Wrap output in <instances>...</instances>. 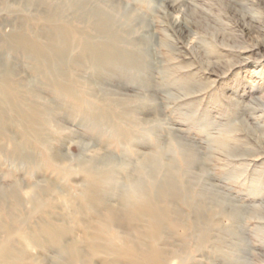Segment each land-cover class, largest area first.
<instances>
[{
	"label": "rangeland",
	"instance_id": "rangeland-1",
	"mask_svg": "<svg viewBox=\"0 0 264 264\" xmlns=\"http://www.w3.org/2000/svg\"><path fill=\"white\" fill-rule=\"evenodd\" d=\"M49 1L0 0V82L8 77L26 101L61 108L45 118L49 140L40 142L0 100L8 113L0 135V202L13 190L23 201L20 220L11 224L14 247L33 264L62 263L74 243L86 264H137L120 253L127 240L163 250L161 264H264V51H249L264 38V11L239 0L238 8L252 9L259 22L246 34L224 0ZM60 9L62 20L92 36L89 19L95 10H105L122 34L119 46L143 64L140 70L74 68L77 83L92 96L81 109H72L46 84L35 60L13 39L23 32L29 38L53 32L46 19ZM177 19L184 24H176ZM35 90L38 98L30 94ZM136 97L143 99L129 104L136 123L126 125L134 135L127 141L111 124L88 117L90 103ZM257 97L262 102L254 101ZM160 146L164 161L175 162L177 177L191 194L205 193L204 217L211 222L195 221L192 209L181 203L186 230L169 228L155 240L143 221L129 229L124 221L108 229L105 206L121 208L140 158ZM187 148L195 151L196 162L183 175ZM97 153L110 158L107 170L115 183L89 192L86 162ZM99 197L105 206L93 205ZM3 218L6 213L0 212ZM45 223L64 231L63 240L50 242L48 250L26 241ZM5 234L1 230L0 237Z\"/></svg>",
	"mask_w": 264,
	"mask_h": 264
},
{
	"label": "bare ground",
	"instance_id": "bare-ground-1",
	"mask_svg": "<svg viewBox=\"0 0 264 264\" xmlns=\"http://www.w3.org/2000/svg\"><path fill=\"white\" fill-rule=\"evenodd\" d=\"M80 1L85 2V0ZM239 2V0H224V4L226 5H224V7H228V9L232 11L234 18L242 23V32L250 34L255 29L256 24L259 23L257 16L252 9H239L238 7L242 5ZM243 2L245 5H254L264 11V0H243ZM86 6L85 4V7ZM168 7L173 8L174 6L170 2ZM104 11L102 12L101 9L95 10L92 13V18L89 19V26H91V30L95 33L93 35L96 36L90 35L91 32L88 35L86 33L87 30L86 32H80L81 30H76L72 26V23L62 20L63 10L60 9L50 13L46 19L47 22L54 27L53 32H49L51 29L49 31L47 30L48 32L45 30L38 34L40 37L37 35V37L35 36L34 38L27 37V34H23L24 32H18L19 34L13 38L16 45L18 44L22 50H25L26 53L30 55V58L32 57L35 60L36 73L43 76L46 84L50 86L54 92L66 99V102L69 103L72 109H81L82 105L87 103L85 98L92 97L84 85L77 83L74 75L75 70L73 71L74 68L94 65L99 67V69L108 70H116L123 67L126 69L139 68L140 70L143 65H141L139 57L135 56L133 53H129V51L123 50L119 46L120 41H122L120 40L122 34H119V31L117 32L115 30L112 17L107 15V12L105 11V13ZM80 12L81 11H79V14H81ZM80 16H82V14ZM72 18L74 17L72 16ZM182 21L181 19H177L176 24H181L183 23ZM80 22L81 20L79 23ZM262 30L264 32V29ZM96 37H98V39H96ZM251 48L252 49L249 51L257 53L264 51V38H258L257 42L254 43ZM261 56L264 57V54ZM79 78L82 77L79 76ZM21 93L22 89L20 92L16 84L11 83L8 77H5L0 82V100H2V104H8L10 110L20 118L19 121L24 126L25 132L33 137V141L43 142L49 140L46 131V124L48 122L45 118L47 115H56L60 112L61 108L48 104L43 105L36 99H30V97L29 99L33 101L28 102L23 98L24 96H21ZM30 94H32L33 98H38L39 96V92L36 90L32 91ZM25 96H27V93ZM143 97H136L137 99L106 98L97 101L96 104L90 103L88 105L91 110L89 111L88 117L94 119L95 122L111 124L117 131L119 129V135L123 138V141H127L130 137H134V135L133 132L129 131L126 125L128 124L129 126V122L136 123L129 113V104L131 101L136 102L143 99ZM262 100V97L254 98V101L262 102ZM4 107L6 106L0 105V135H4V124L7 123L6 120L8 117V113ZM25 140L26 142L24 144L26 146H30L33 143L29 138ZM194 148L196 147L194 146ZM165 154V151L160 146L156 151L140 158V164L138 167L136 166L137 174L129 180L130 191L129 194L123 198L120 209L110 205L105 206L103 202L104 199L101 197L92 200L94 206L102 204L106 207L109 214V223L106 225L108 229L111 230L113 225L119 224L122 221L126 223L127 229H129V224L135 225L143 221L150 226L151 237L155 240L161 237L163 238V235L166 234L169 228L182 227L183 230H186L187 226L182 223L183 214L179 208L181 207V203L192 209L195 221H202L205 226H208L211 220L204 217V212L207 210L205 193L199 192L193 196L188 184L186 185L184 183V185L181 183L182 181L178 179V171L174 165L175 162L164 161ZM185 154L186 167H183V175L184 173L187 174L190 172L193 163L196 162V153L193 149L187 148ZM97 155L100 154L97 153ZM92 157L90 161L86 162L87 165H89L87 168L88 181L92 185H90L88 191L93 192L96 189H104L113 186L115 183L113 172L107 170L108 163L109 161L111 162L110 158L104 155H100L99 157H94L92 155ZM199 162L200 161H198V163ZM9 201L10 203H8ZM22 202V198L14 190L9 191L6 199H1L0 212L6 213V218L0 220V232L4 230L6 234L0 237V264H33V262H28L22 251H18L17 248L14 247L12 241L14 235L11 224L14 222L17 223L20 220L18 215H20L21 212ZM239 211L240 209H236L234 216L237 217L240 214ZM13 215H16V218H13ZM166 222H168V224L165 225ZM204 230L205 232L203 235L206 238L207 230ZM63 235V229L60 230L50 223H45L43 224V228L38 230V232L32 234V236L29 234L26 237V241L30 245L38 243L37 246L45 250L49 247L50 242H61L64 238ZM76 244L74 243V245L69 247L68 258L63 260L62 263L59 262V264H86L88 262V260L86 261L85 254ZM66 249L68 248L66 247ZM110 249L108 248V250ZM103 250H105V248ZM120 253L121 255L130 256L137 264H161L166 256V253L160 248L148 246L141 242L129 243V240L126 241L123 249H120Z\"/></svg>",
	"mask_w": 264,
	"mask_h": 264
}]
</instances>
